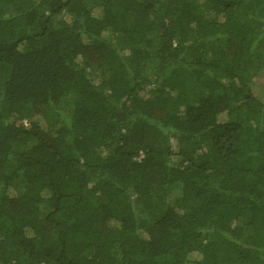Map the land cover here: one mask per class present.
<instances>
[{"label": "trees", "instance_id": "1", "mask_svg": "<svg viewBox=\"0 0 264 264\" xmlns=\"http://www.w3.org/2000/svg\"><path fill=\"white\" fill-rule=\"evenodd\" d=\"M263 67L264 0H0V264H264Z\"/></svg>", "mask_w": 264, "mask_h": 264}, {"label": "rangeland", "instance_id": "2", "mask_svg": "<svg viewBox=\"0 0 264 264\" xmlns=\"http://www.w3.org/2000/svg\"><path fill=\"white\" fill-rule=\"evenodd\" d=\"M91 74H92L93 82L98 83L100 80L99 72L94 70L91 72ZM252 92L256 98H259V99L264 98V67L261 70V72L257 76H255L253 79ZM67 101H68L67 99L63 101V104L65 105L62 106V109H64L65 111L67 110V107L69 106V103L67 104ZM57 127L58 125L53 124L50 129L54 132L57 129ZM16 187L18 188V191H21V189H19L17 184H16ZM174 189L175 188L169 190L168 192V202L173 201L174 198L177 196V191Z\"/></svg>", "mask_w": 264, "mask_h": 264}]
</instances>
